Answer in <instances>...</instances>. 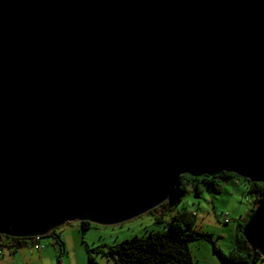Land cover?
<instances>
[{"label":"water","instance_id":"water-1","mask_svg":"<svg viewBox=\"0 0 264 264\" xmlns=\"http://www.w3.org/2000/svg\"><path fill=\"white\" fill-rule=\"evenodd\" d=\"M222 173L264 186V0H0L1 236ZM242 238L264 260V194Z\"/></svg>","mask_w":264,"mask_h":264},{"label":"rangeland","instance_id":"rangeland-1","mask_svg":"<svg viewBox=\"0 0 264 264\" xmlns=\"http://www.w3.org/2000/svg\"><path fill=\"white\" fill-rule=\"evenodd\" d=\"M179 188L182 190L180 201L170 211L158 206L116 225L90 223L86 231L82 230L80 222H67L52 230L63 244L62 252L58 251L52 236L34 237L42 249L25 245L18 248L14 264H57L58 260L60 264H105L109 260L104 254L105 248L114 247L133 236L143 237L150 231H164L171 217L182 211L195 215L196 236L189 244L194 264H206L204 260L207 257L213 258L216 264H222L213 247L224 255L234 248L235 234L242 236L241 225L247 222L255 208L253 195L248 193L244 181L231 177L216 180L213 186L182 177ZM225 212L229 222L223 224ZM88 257L94 262L88 263ZM4 258L10 264L8 253Z\"/></svg>","mask_w":264,"mask_h":264},{"label":"trees","instance_id":"trees-1","mask_svg":"<svg viewBox=\"0 0 264 264\" xmlns=\"http://www.w3.org/2000/svg\"><path fill=\"white\" fill-rule=\"evenodd\" d=\"M189 178L191 181L202 182L204 185L213 186L216 180L221 181L227 178L241 179L247 185V191L253 195V204L256 208L260 197L264 194V186L260 183H249L246 179L239 178L231 173H222L215 177H197L191 178L183 175L179 178L178 187L173 191V195L169 200L160 205V208H167L168 211L175 207L180 201L182 190L179 188L181 178ZM175 200V202H173ZM253 210L251 211V213ZM250 213V215H251ZM195 215L186 211L179 212L171 217L168 228L164 231H150L145 236H133L124 239L116 246L105 248L104 254L109 259L105 264H194L190 253L189 244L195 240ZM247 223V222H246ZM82 230L86 231L90 223L81 221ZM243 225H245L243 223ZM241 225V228H243ZM46 236H52L54 244L58 251L62 252V242L50 231ZM0 238L11 239L12 248L17 250L22 246H26L31 238H11L1 236ZM35 239V238H33ZM214 252L221 258L222 264H264V260L258 252H254L244 242L242 236H237L234 241V248L226 255L222 254L219 249L213 247ZM94 260L88 257V263ZM59 263V260L57 261Z\"/></svg>","mask_w":264,"mask_h":264},{"label":"built area","instance_id":"built-area-1","mask_svg":"<svg viewBox=\"0 0 264 264\" xmlns=\"http://www.w3.org/2000/svg\"><path fill=\"white\" fill-rule=\"evenodd\" d=\"M224 220L223 224H226L229 222L228 214L225 212L223 214ZM12 242L11 239L8 238H0V258L5 255V253H8L10 257H12L15 253V250L12 248ZM26 246L33 247L34 249L41 250L42 247L37 243L36 239H30Z\"/></svg>","mask_w":264,"mask_h":264},{"label":"crops","instance_id":"crops-1","mask_svg":"<svg viewBox=\"0 0 264 264\" xmlns=\"http://www.w3.org/2000/svg\"><path fill=\"white\" fill-rule=\"evenodd\" d=\"M239 183H240V182H238V184H239ZM236 237H237V233L235 234L234 240H235ZM201 247H202V246H201ZM231 251H232V250H231ZM229 252H230V251H229ZM14 254H15V255L18 254V251H17V252L15 251ZM16 256H17V255H16ZM191 256H192V255H191ZM9 257H10V256H9ZM13 257H14V255H13L12 257H10V259H9L10 264H14V260H15L16 257H14V258H13ZM12 258H13V259H12ZM192 259H193V263H194V258H193V256H192ZM0 262H1V263H4V264H6V263L9 264L8 260H5L4 256L0 258ZM211 262H212V264H216V261H214V259L211 258V257H207L206 260H204V263H206V264H207V263H211ZM217 264H218V263H217Z\"/></svg>","mask_w":264,"mask_h":264},{"label":"bare ground","instance_id":"bare-ground-1","mask_svg":"<svg viewBox=\"0 0 264 264\" xmlns=\"http://www.w3.org/2000/svg\"><path fill=\"white\" fill-rule=\"evenodd\" d=\"M7 237V236H6ZM31 239H33V238H31Z\"/></svg>","mask_w":264,"mask_h":264}]
</instances>
